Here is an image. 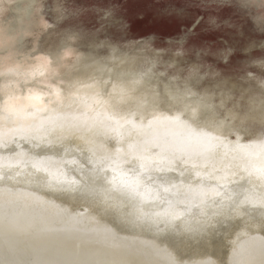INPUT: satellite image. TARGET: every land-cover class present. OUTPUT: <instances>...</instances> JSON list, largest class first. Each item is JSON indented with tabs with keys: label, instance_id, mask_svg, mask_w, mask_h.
<instances>
[{
	"label": "bare ground",
	"instance_id": "6f19581e",
	"mask_svg": "<svg viewBox=\"0 0 264 264\" xmlns=\"http://www.w3.org/2000/svg\"><path fill=\"white\" fill-rule=\"evenodd\" d=\"M39 2L40 0H0V49L3 45H9L10 47L8 55L0 57V96L2 94L6 97L3 110H1L2 106L0 105V142H5L3 148L0 149L2 151L8 148L9 142L7 141H11L15 133L19 134L23 129L29 127L32 121L37 122L36 118L42 115L40 111L24 110V105L15 104L19 101L15 97L16 92L21 91L20 93H24L27 91L35 96L39 95L53 72H65L68 67H72L68 65H77L84 53L78 48L81 43L74 44L77 37L69 36L62 40L60 44L56 42L54 46L48 44L50 40L45 42L46 44L41 45L39 52H33L34 55L32 56L29 53L36 46H29L23 59L29 60V57H33L38 60L37 62L44 68L40 76L31 75L30 72L13 64L16 54L15 48L21 40L26 41L24 37L29 31L27 25L31 22V14ZM97 4H100L99 1ZM103 5L111 6L112 3ZM88 6L91 7L90 4ZM139 7H141L139 3L131 4V6H128V12L123 10V16H120V18L117 16L116 19H114L113 12H110L111 14L107 12L106 15L109 14L112 22L115 21L117 25L122 26L129 21V16L134 13L133 10L130 15L129 10ZM110 8L116 9L113 6ZM59 9L61 11L62 7ZM60 16H56V18L59 19ZM47 27L48 25L45 23L43 25L44 31ZM93 44V47H89L90 50L85 51V54L91 62L98 63V70L113 77L110 86L111 96L104 99L103 95L106 91L103 84L93 82L77 100L61 102L65 99L61 90L52 88L50 93L51 104L48 112L58 113V115L50 113L48 116H51V118H49L47 114H43L47 117L45 120L49 121V124L45 126L44 120H42V123L37 124H41L42 128L45 127L43 131L34 129V132H37L34 137L36 141L49 134L52 135L51 139L53 141L65 143V147L73 144L82 147L88 146V148L95 147V150H98L97 154L110 155L114 153L113 155H116L115 159H120L117 161L122 162L126 152L136 153V155L141 154L140 157L143 158H139L140 161L147 162L149 160L143 155L150 151L152 147V149L158 151V154L152 155L154 159L161 157L166 162L175 160L180 162L181 159L188 162L191 159L202 165H209V163L215 166L218 165L216 167L220 171H222L221 167L224 166L234 169L238 164H242L246 174L249 172L255 173L254 180L264 183V131H262L264 130V116L257 117L242 114L229 118L231 116L229 112L232 111V108L228 95L219 91L198 90L197 83L200 80L198 72L205 67L203 63L204 56L209 55H202L203 53L196 55L191 54V52L184 54L180 52L178 55L173 51L157 54V57L150 58L152 60L145 58L147 62L144 63V61L142 64L135 61L134 58L129 60L126 58L127 61L124 59L125 56L121 57L122 51L121 55L118 53L119 56L115 53L119 49H110L112 52L110 55H107L110 53L107 51H96L104 45L114 46L111 42L99 40L94 41ZM44 46L46 49H44ZM103 61L105 62L102 66ZM181 61H186L188 66L185 67ZM60 66L64 67L60 68ZM88 68L91 69V66ZM84 72L86 71L81 73ZM64 75H66V72ZM255 80L261 82L259 79ZM76 87L78 88V86ZM39 105L40 102H36V106ZM164 110L173 111L172 117L164 114ZM5 114L7 115L4 116ZM177 115L181 118H176ZM129 116L137 117L140 121L138 120L137 123L126 126L125 124L128 122L126 120L129 119ZM117 119L122 120L121 125H119ZM68 135L71 138H67L64 142L60 140ZM114 137L116 138L114 139ZM129 144H132L130 149L127 148ZM30 146L32 145L30 144ZM116 147H121L124 153H115L114 149ZM24 148H28V146L26 145ZM203 171L202 168L200 173H203L204 177H215L218 178L217 180H221L222 177L227 178V175L220 177L217 176L220 174L214 175V173ZM240 178L239 176L237 179H233L234 184L231 188L240 189L244 186V180H242L244 178ZM202 193L213 195V192L209 189ZM237 202H240L239 197L232 196L219 208L220 211H216L217 209L214 208L215 205L212 203L210 207L212 210H208L204 214L205 217H200L194 211V214L190 216L193 217L196 227H187L186 229L182 227L181 222H177L174 229H151L152 235L168 241L170 245L174 244V247L188 250L190 247L204 244L208 240L214 241L213 238L221 234L224 239L222 241H232L235 226L242 222H247L249 225H255L264 230V214L263 217H252V213L258 211H255V209L243 210L235 206ZM93 207L100 211L97 209V205H93ZM193 219L191 220L193 221ZM47 225L52 228L55 227L54 223ZM84 226L86 228L81 230L76 229L78 226L75 223H69L66 225L61 224V229L58 231H38L37 233L41 235L43 241H39L38 244L46 243L51 248L59 250L60 248L53 245L59 242L63 245L61 252L67 251L66 254L71 252L77 255H87V257H81L86 264L105 262V257L111 259L112 255L107 254L110 252H105V248L120 247V244L113 243L112 240L115 239L109 234L94 228H88L90 227L88 224ZM13 230L18 231L20 229ZM67 232L71 234L69 235ZM23 238L28 239L29 237ZM4 239L9 238L5 236ZM18 242H24V239H19ZM13 249L17 254L24 255L25 253L22 248ZM120 249H125L118 251L121 253L118 254V261L123 264H152V260L156 262H153V264H167V260L155 254V252L148 251L144 255L142 252L130 248L120 247ZM82 251L87 252V254L82 253ZM57 263L62 264L58 261ZM79 264L84 263L79 261ZM112 264H115V261ZM251 264H264V260L254 261Z\"/></svg>",
	"mask_w": 264,
	"mask_h": 264
},
{
	"label": "water",
	"instance_id": "95a60500",
	"mask_svg": "<svg viewBox=\"0 0 264 264\" xmlns=\"http://www.w3.org/2000/svg\"><path fill=\"white\" fill-rule=\"evenodd\" d=\"M108 42L119 43L122 47L127 45L115 40ZM81 44L79 50H90L89 47L83 49L85 44ZM144 45L143 49L148 50V46ZM26 94L27 91L24 98ZM247 95L249 100L251 94ZM5 100L6 97L1 94V110ZM163 112L172 117L173 111ZM45 118L43 114L37 117V122L32 121L29 127L19 134L15 133L13 139L7 141L5 151L0 150V264H58L57 261L62 264H79L82 261L86 264L81 257L87 255L61 252L63 245L59 242L53 244L59 250L46 243L38 244L42 241L38 231H58L61 224L69 223H75L78 226L76 229H85L84 225L88 224V228L103 231L114 237L113 243L120 244V247L140 251L144 255L148 251L155 252L166 259L167 264H251L264 260V230L247 222L235 226L232 241H222L221 234L215 236L214 241L208 240L188 250L153 237L151 231L156 228L174 229L177 222H181L186 229L196 227L190 216L194 211L205 217L204 214L212 210V203L216 211H220L219 208L232 196L240 199L235 203L236 207L255 209L258 212L251 216L263 217L264 183L254 180L255 173L246 174L242 164L234 169L223 165L220 171L216 167L218 165H202L191 159L188 162L182 159L180 162H166L161 157L154 159L152 155L158 154V151L152 147L143 155L149 160L147 162L140 161L139 158H143L141 154L127 152L123 162L117 161L120 159L116 160L114 153L100 155L95 147L75 144L65 147V143L53 141L49 134L36 141L37 132L34 129L43 131L49 124ZM136 118L129 116L125 125L140 121ZM176 118L181 117L177 115ZM42 120L46 123L43 128L41 124L37 125ZM121 121L117 119L119 125ZM4 144L0 142V149ZM26 145L28 148H24ZM131 145L127 148L130 149ZM114 152L124 153L121 147H116ZM202 168L203 172L220 174L217 175L220 177L227 175V178L204 177L200 173ZM239 176L244 178V186L231 188L233 179ZM206 189L213 195H204L202 192ZM93 205H97L100 211ZM49 223H54L55 227L47 225ZM17 228L20 230H13ZM5 236L9 239H4ZM26 236L29 238H23ZM19 239H24V242H18ZM118 247L105 248V252L112 255L111 259L105 257V262L93 264H112L113 261L123 264L118 261V254L125 249ZM13 248H22L24 255L17 254Z\"/></svg>",
	"mask_w": 264,
	"mask_h": 264
},
{
	"label": "rangeland",
	"instance_id": "374dc122",
	"mask_svg": "<svg viewBox=\"0 0 264 264\" xmlns=\"http://www.w3.org/2000/svg\"><path fill=\"white\" fill-rule=\"evenodd\" d=\"M98 1L101 5L97 4ZM107 3L112 5H103ZM138 3L141 7L130 9L129 14L131 15L133 10L134 13L122 26L117 25L115 21L112 22L109 14L106 15L107 12H113L114 19L117 16L120 18L125 10L128 12V6ZM89 4L91 7L88 6ZM112 6L116 9L110 8ZM60 7H62L61 11ZM59 15L61 16L57 19L56 16ZM45 23L48 27L44 31ZM27 29L29 31L24 37L26 41L21 40L15 48L13 64L30 72L31 75L40 76L44 68L33 57H29V60L23 59L29 46H36L29 53L32 56L39 52L45 42L50 40L48 44L54 46L56 42L60 44L62 40L72 35L77 37L74 44H85L83 49L92 48L93 42L99 40L126 43L125 47L118 45L119 43H113L114 46L104 45L96 51H107L110 52L107 55H110L111 50L119 49L115 53L121 55L122 51L121 57L125 56L124 59L134 58L142 64L145 58L152 60L150 58L167 51H175L178 55L180 52L183 54L191 52L196 55L203 53L202 55L209 56H204L205 67L198 72L200 76L197 83L198 90L219 91L228 95L232 108L229 118L242 114L264 116V0H40L31 14V22L27 25ZM132 40L141 42L130 43ZM148 42H151V45ZM146 43L148 50L142 47ZM168 47L169 49H165ZM9 50V45H3L0 49V57H6ZM89 61L84 52L77 65H68L72 67L67 68L66 75L61 71L53 72L39 95L35 96L27 92L24 98V93L17 91L15 97L19 101L15 104L24 105V110L33 109L48 116L51 113L48 109L51 104L52 88L61 90L65 97L61 102L71 100L73 102L93 82L103 84L106 91L103 97L108 98L111 96L110 86L113 77L98 70V63ZM182 63L185 67L188 66L186 61ZM90 66L91 69L88 68ZM82 71L86 72L81 73ZM247 94H251L249 100ZM36 102H40L38 107ZM67 138L71 136L68 135L60 140L64 142Z\"/></svg>",
	"mask_w": 264,
	"mask_h": 264
}]
</instances>
